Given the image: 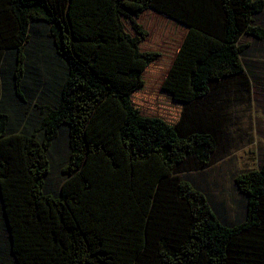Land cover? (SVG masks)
I'll return each instance as SVG.
<instances>
[{"label":"trees","instance_id":"16d2710c","mask_svg":"<svg viewBox=\"0 0 264 264\" xmlns=\"http://www.w3.org/2000/svg\"><path fill=\"white\" fill-rule=\"evenodd\" d=\"M263 12L264 0H0V103L7 95L26 102L43 80L56 98L40 125L23 133L0 112L1 222L18 264H264V163L236 177L247 204L233 225L183 176L207 169L219 149L225 121L217 98L248 90L240 41L264 40L255 19ZM35 23L52 42L45 70L30 65L27 53ZM176 26L218 48L191 64ZM161 71L188 77L191 95L182 107L148 94ZM97 123L124 154L92 141L105 131ZM58 140L69 156L57 189L47 180ZM155 166L165 172L144 227L129 223L114 235L117 260L91 243L107 221L95 202L116 204L135 180L150 181Z\"/></svg>","mask_w":264,"mask_h":264},{"label":"rangeland","instance_id":"374dc122","mask_svg":"<svg viewBox=\"0 0 264 264\" xmlns=\"http://www.w3.org/2000/svg\"><path fill=\"white\" fill-rule=\"evenodd\" d=\"M255 19L256 24L264 29V12L257 15ZM147 22L149 20H146ZM174 29H176L175 36L178 38L180 47L190 57L191 64L200 61L210 51L218 48L216 43L207 42L210 40L193 34L187 29L177 26ZM240 45L245 46L242 62L249 81L248 90L244 86L238 90L237 87L224 90V93L217 98L219 107L215 111L222 114L221 120L225 121L223 136L218 137L219 149L215 152L213 161L207 169L183 174L208 197L214 207L218 208V216L221 219L224 216L221 209H224L226 218L223 220L232 225L243 220L247 204L245 196L239 192L236 186V177L250 171H259L264 163V40L260 41L251 36H244ZM51 47L52 42L47 35V27L42 23H35L27 46L30 65L36 64L45 70L43 68L45 67L44 57H48L44 53L50 51ZM48 60L50 59L48 58ZM50 61L53 63L52 60ZM44 78L48 83V78ZM156 79L160 83H152V87L157 89L148 91L149 95L157 91L160 100L166 95L165 98L169 103H177L179 107L188 102L191 90L187 76L170 78L168 73L161 71ZM28 81L26 82L28 83ZM46 85L43 80L40 88L35 86L34 91L30 90V95L27 92L26 102L16 98L15 104H13L7 95L5 100L0 103V112L11 115L15 125H19V133H23L25 130L30 131L33 127L39 126L44 113L55 103L54 94H49L53 89L48 90ZM144 105L148 104L145 102ZM171 111L176 114L175 110ZM161 115L168 120H175L174 122L177 120L170 114ZM97 127L103 128L105 131L97 133L96 138H93L92 141L104 146L114 155L118 154L121 151L119 143L106 138L108 131L103 125L97 123ZM96 130V128L93 129L91 133L94 134ZM104 132L106 139L99 138L98 135ZM67 151L66 142L58 140L55 152L49 155L52 171L47 181L51 188H60L65 179L61 169L69 156ZM95 159L101 164L104 156L101 155ZM121 162L123 164L125 159H121ZM155 167L156 170L151 174L150 181L135 180L134 183L137 182L135 190L131 189L124 199L120 198L116 204L101 208L95 202L96 207L99 211L101 210L100 213L107 221L97 235L99 238L95 237L91 243L93 246L103 244L102 247L110 251L113 257H117V260H123V258H118L121 248L117 242L113 243L114 235L122 233L124 230L127 231L129 223L136 222L138 226L144 227L143 223L146 221L148 208L153 202L157 180L162 172H165L158 166ZM126 207L128 208L125 212ZM139 213L140 219L138 218ZM125 218L126 220L123 221ZM1 219L0 213V264H18L12 253L10 235L4 232ZM129 251L127 250V252Z\"/></svg>","mask_w":264,"mask_h":264},{"label":"clouds","instance_id":"9594fccd","mask_svg":"<svg viewBox=\"0 0 264 264\" xmlns=\"http://www.w3.org/2000/svg\"><path fill=\"white\" fill-rule=\"evenodd\" d=\"M164 118V117H163ZM254 171H256V170H254Z\"/></svg>","mask_w":264,"mask_h":264},{"label":"crops","instance_id":"0c3cea01","mask_svg":"<svg viewBox=\"0 0 264 264\" xmlns=\"http://www.w3.org/2000/svg\"><path fill=\"white\" fill-rule=\"evenodd\" d=\"M194 68V67H193ZM105 249V248H104Z\"/></svg>","mask_w":264,"mask_h":264}]
</instances>
